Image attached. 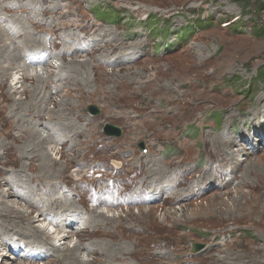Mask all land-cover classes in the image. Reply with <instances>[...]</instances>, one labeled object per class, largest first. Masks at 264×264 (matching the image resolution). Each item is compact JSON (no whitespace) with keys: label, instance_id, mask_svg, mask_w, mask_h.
<instances>
[{"label":"rangeland","instance_id":"obj_1","mask_svg":"<svg viewBox=\"0 0 264 264\" xmlns=\"http://www.w3.org/2000/svg\"><path fill=\"white\" fill-rule=\"evenodd\" d=\"M30 1L23 0L22 4ZM51 1L61 4V12L73 9L72 14L65 12L55 23L60 26L72 23L75 17L80 25L74 32L82 36L83 27L94 23L103 31L104 47L87 53L89 57L81 50V57L68 55L63 62H58V67H62L54 68L61 77L58 82L41 71L43 78L28 83L24 68L14 66L21 63L27 50L35 47L34 43H41L37 36L44 40L51 36V30H44L49 25L30 33L28 30L33 26L29 21L40 18L39 10L24 11L17 2L13 3L8 21H0V89H3L0 142L5 138L10 142L6 147L0 145V165L16 169L15 184L19 187L10 190L4 184L5 170L0 168V183L6 186L5 197H0V201L6 199L5 205L27 211V214L18 211L0 214L3 216L0 228L12 232L21 229L24 233L25 228H30V234L36 233L43 239L42 232L37 231L39 226L53 238L65 230L53 222L57 221V209L47 211L49 219L43 220L19 195H31L25 191L32 189L33 181L46 190L47 183L56 181L55 189L61 184L63 194L46 195L45 190L39 191L42 197L54 199L61 195L58 207L65 209L75 202L71 198L84 203V195L92 208L90 195H97L98 191L97 188L93 191L92 181L100 184V174H103L122 191L107 187V196L122 204L108 207L101 203L91 209L89 223L106 231L105 238L99 239L93 227H89L77 233L78 237L62 241L74 246L81 244L80 237L86 242L90 252L82 247L84 250L78 252L80 259L91 260L90 264H173L178 263L180 254L186 253L200 264H264V143L261 145L258 133L264 131V37L253 33L255 28H264V10L259 15L245 14L244 0ZM51 1L46 4L44 0H35L32 4L40 2L50 6ZM250 2L264 4V0ZM2 6L0 16L6 15V8ZM37 8L42 9L39 4ZM130 36L133 38L128 42L126 38ZM65 38L70 39L63 41L68 49L72 37L66 34ZM81 46L87 47L85 43ZM119 46L124 47L120 55L116 53ZM9 47L14 50L13 54L11 49L8 51ZM59 50L49 47L48 52L40 53L45 58L46 54L53 57L54 64ZM133 50L136 52L128 60ZM125 51L127 55L123 59ZM36 56L37 53L31 52L27 58ZM103 58L108 65L101 64ZM84 60H92L94 68L89 69ZM30 67L27 72L35 73L43 68V63ZM79 71L87 75V78L80 77L81 82L75 79ZM9 80L12 83L5 84ZM33 85L43 90L24 91ZM91 105L100 113L93 114ZM10 110L14 119L6 120L3 114ZM107 123L119 126L121 135L105 133L114 137L107 138L103 134ZM34 128L43 130L45 136H48L45 131L53 128L48 132L55 137V142L47 144L49 156L39 155L40 152L28 156L23 150L25 145L37 140ZM225 129L230 130V138L240 140L232 147L242 160L240 168L233 170L231 162L221 166H212L211 162L216 179L209 192L202 194V184L196 182L198 174L192 171L193 194L186 196L184 190L173 205L160 204L169 198L168 186L176 179L179 164L188 160L190 166L198 163L199 169L205 167L209 163L207 152L215 149L214 136ZM9 133L16 138H8ZM57 136L62 139L72 136L74 147L69 150L63 145V149ZM8 153L12 154L8 157ZM43 157L49 164L48 169L42 166ZM111 163L115 167L106 169ZM142 167L143 175H140ZM235 175L243 177L238 187L235 186L240 181L238 178L228 185ZM136 177L139 178L137 185L126 195ZM107 183L103 181L101 185L104 187ZM70 187H75L74 193L67 192ZM13 190L17 196L9 194ZM165 190L167 198L160 196ZM87 216L86 213L78 216L72 229L84 227ZM35 219L41 220L34 226L28 223ZM133 226L147 230L135 235L128 231ZM236 230L235 236L223 233ZM18 243V250L14 252L19 258H13L12 264H63L66 257L74 254L72 251L63 255L64 260L47 263L49 254H33L39 251L25 239ZM119 243L124 247L118 250L111 247L116 253L107 255L110 254L107 249L111 250L108 244ZM193 243L204 246L194 251ZM163 244L166 250L160 256L158 252ZM7 252L1 250L0 259ZM144 257L148 260L143 261Z\"/></svg>","mask_w":264,"mask_h":264},{"label":"bare ground","instance_id":"obj_2","mask_svg":"<svg viewBox=\"0 0 264 264\" xmlns=\"http://www.w3.org/2000/svg\"><path fill=\"white\" fill-rule=\"evenodd\" d=\"M22 1L23 0H0V7L2 6L1 3H4V6H2V9L6 8L5 9L6 11H4L6 15H1L0 21H8L9 14L12 13V11H13V3L17 2L20 5V7L23 8L24 11H31L32 9H38L39 10L40 18L39 19H31L29 21V24L33 26L32 30H28L30 33H32L33 30L35 32L39 28L45 27L47 24L49 25V29L44 28V30H51V36L47 40H44L41 36H37L36 37L37 39H41V43H34L35 47L27 50L25 55H24V58L21 61V63L14 66V67H17L16 69L24 68V71H25L24 73H26L25 75H27L26 77L27 78L29 77L28 79L25 78L28 83L31 82V80H33V79L40 80L41 78H43V74H41V71H44L45 73H47V76L51 75L53 80L56 79V81L58 82L61 80V77L58 76V71H55V69H54V68H57L59 70L60 68H62L61 66L58 67V64H57L58 62H63V59L65 57H67L68 55H72V57H74V58L81 57L82 56V55H80L81 50H84L85 56L89 57L87 55V53L88 54L92 53L93 52L92 50L100 51V48L104 47V42L102 40V33H101L103 31H101V29L98 25L95 26L94 23H87L83 27V30L85 31V34L83 36L80 33L74 32L75 30H79V25H80V24H78V19L75 17L71 16L73 19L72 23H65V24H62L61 26L58 25L59 23H55L54 20H59L60 16L62 14H64L65 12H68V14H72L73 9L68 8L67 11L61 12V11H59L60 8H62L61 4L60 3L56 4L55 2L53 3L51 0H44V2L46 4H48L51 1L52 5H50V6H44L42 3L40 4V2H37V5H33L32 3L35 2V0H31L29 2V4L24 5V4H22ZM38 4L42 7V9L37 8ZM80 30H82V28H80ZM66 34H69L72 37V42L70 43V47L68 49H67V43L63 42L64 40L70 41V39H66V38L64 39ZM132 38L133 37L130 36V37H127L126 40L129 42L132 40ZM35 39H33V41ZM82 43L86 44V46H87L86 49L82 48V46H81ZM74 44H76L75 47H74ZM138 44L140 46V45H142V42L140 41V42H138ZM49 47H58L60 49L59 53L57 54V56H59V58L56 60V62L54 64L52 63L53 57L49 58L48 54H46V58H45L44 55L42 53H40V51L48 52ZM134 47H136V46H134ZM144 47L140 48V49H144ZM10 49H11V54H13L14 50L9 47L8 51ZM123 50H124V47L119 46L116 50V53H118L120 55L123 52ZM126 50H128V48ZM5 52H3V54H6ZM31 52L37 53L38 56L31 57L30 60H28L27 57ZM135 52L136 51L133 50L132 53L129 54L128 60L132 59V54H134ZM126 55H127V53L125 51L124 55H123V59ZM83 62H84V65L85 64L89 65V69L92 67L94 68V66L92 64V60H84ZM41 63H43V68H41V70H36L35 73H28L27 72L28 68L31 69V67H30L31 65L41 64ZM10 64H13V62H10ZM101 64L108 65L105 58L101 59ZM81 67H82V65H81ZM77 69H76V71L75 70L74 71L77 72L78 71ZM77 76L75 77V79L79 82H81L80 80L82 78H87V75H83L82 72L80 73V71L77 73ZM80 77H81V79H80ZM21 78H22V76L20 77V79ZM11 80H9L7 82L5 81V84H9L11 82ZM50 80H52V79H50ZM78 85H80V84H78ZM5 88L6 87H4V89ZM27 90L35 92V91L43 90V89H37L33 85L30 89L28 87L24 88L25 92ZM56 90H58V88H56ZM50 91L52 94L51 89H50ZM2 93H3V89H0V95H2ZM25 108H26V106H25ZM41 110H43V109H41ZM224 110L227 111V109H224ZM38 111H40V110H38ZM44 111H45V109H44ZM3 115H6V117H4L6 120L14 119V117H12V110H10L8 113L7 112L4 113ZM34 123H37V122H34ZM1 125H2V123H0V127H1ZM66 125H65V127H66ZM226 125H228V124H226ZM67 128L69 129V127H67ZM34 129H35L34 135H35V137L37 136L36 137L37 140L35 142H33L32 144L25 145V148H24V146H22L24 148L23 150L26 153H28L27 154L28 156H36V154L38 152H40L39 155H48L50 153V151L47 148V144L49 142H55L54 141L55 137L53 139L52 134L48 133V132H51V129H53V128H48L45 131V132H47L48 136L44 135L43 130L38 129V128H34ZM45 129H46V127H45ZM229 132H230V130L225 129L223 132H217L216 133V135L214 136V141H213V143L215 144V149H210L211 153L207 152L208 157H209V163L207 165H205V167L199 169L200 167L198 166V163L190 166V163L188 160H186L185 163L179 164L178 175H177L175 180L174 179L171 180V183L168 186V189L171 188V192L169 193V198L166 201L161 200L160 204L164 205L166 203H170L171 205H173L174 203L177 202L178 199H180L182 197L184 190H186V196L188 194H193L192 193V192H194L192 190L193 184H190V180L194 179L195 175L192 174V171H195L198 174V178H197L196 182L198 184H202V186L200 188V190H202V194H206V192H209L214 187V183H215V179H216V176H214V173L211 171V162H212V166L213 165L221 166V164H223L224 162H231L234 165L233 170H238L240 168L242 160L238 157V155H235L234 152L232 151V147L234 145H238L237 142H239L240 140H237V142H236L233 138H230L228 136ZM258 133L261 137V145H262V143H264V131L263 130L258 131ZM103 134L106 136L104 131H103ZM103 134H101V135H103ZM106 137L107 138H114V137H110L108 135ZM8 138L15 139L16 137L13 136L12 133H9ZM17 138L19 139V136ZM6 139L7 138L3 139L0 142L1 147H6L7 145H9L10 142L7 141ZM56 140L59 144H61L62 148H63V145H66L65 148H67L69 150L74 147V145L72 143V140H73L72 136L63 137V139L57 136ZM256 143H258V142L256 141ZM251 146H253V145H251ZM153 152H155V151H153ZM11 154L12 153H8V157ZM39 155H37V156H39ZM52 163H55V162H52ZM52 163H50V164H52ZM113 163L115 165V161ZM113 163H111V165H107L106 169H110V168H112V166L113 167L116 166L119 168V165L114 166ZM42 166L45 169L49 166V164L44 161V157H43V165ZM0 168H2L1 165H0ZM2 169L5 170V172L3 173V177L6 180L4 184L7 187H9V189L10 188L14 189L15 187L19 188L17 186V184H15L16 177H17V172H15L16 169H10L9 170V169H5L4 167ZM139 174L143 175V167L141 168ZM8 175H10V177H7ZM100 176L102 177L101 183H103V181L108 182V183L105 184L103 187L101 185V183L96 185V182L92 181L93 182V191L94 190L97 191V189H98L97 195H90V198H89V200H91V202H93V207H95V206L98 207V206H100L101 203L104 204L105 206H108V207H114V206H117L119 204H122V203L113 202L112 200H110V198L106 194L107 193V187L109 189H112V188L119 189V186L116 183H114L111 179H108L107 177H105V175L100 174ZM156 178H157V176H156ZM234 178H236V179L238 178V180H240L235 185L236 187L240 186L243 183V177L235 175L234 177H232L230 179V182L228 183V185L233 182ZM29 179L31 181V178H29ZM138 179L139 178L136 177L134 180H132L131 187L125 191L126 195L129 191H131L137 185ZM80 181H81V179H80ZM208 181H209V183H207ZM4 184L0 183V197H5L6 186ZM205 184H206V186H204ZM208 184L210 185L209 187H208ZM56 185H57L56 181H54L52 183H47V190H46L45 187H43V186L39 187L33 181L32 189H30L29 191H25L27 193H32L31 194L32 196L31 195H29V196L19 195V197L21 196L20 197L21 199H24L25 202H29L31 209L38 212V215H40V218H43V220L49 219V216L47 215V213H48L47 211L53 210L54 208L57 209V211H56L57 221L53 220V222L56 223L57 225H59V228L63 227L65 230H63L62 232H59L56 236H54L52 238L51 235L48 233V231L45 228L43 229V228L38 226L37 231L38 230L41 231L42 232L41 234L43 235L42 236L43 239L41 238L42 239L41 240L39 238L40 236L39 237L36 236L37 235L36 233H34L33 235L30 234V228H25L26 229L25 233L22 232L21 229H17L16 231L12 232V231H7V230L0 228V252L3 249L8 251L7 253H3L1 255L2 258L0 259V264H12L11 260L13 258L15 260L16 259L18 260L19 257L14 251L18 250V247H19L18 240H24V239L26 240V242L29 245L34 244L35 245L34 247L36 248V250L39 251V252H33V254L43 256L42 252H44V253L50 255L47 263L52 262L53 260H64L63 255L67 256L68 254L72 253V251L74 252V254L70 258L66 257L65 258L66 260H64L62 262L63 264L70 263V262L75 263V264H90L91 263V260H83V259H80L78 257V252L80 250L85 249L86 251L90 252V250L87 248V243L82 242L80 237H79V243H81V244L76 243L74 246H72L71 243H69V244L67 243L65 245L64 242L62 243V241H65L68 237H73V236L78 237L77 233L84 231V230H87L89 227H93V231H95L96 235L98 237H100L99 239H102V237L105 238V236H107L106 235L107 232L102 231L100 228L94 227L91 224V221L89 223V219L91 218V217L89 218V215H91V212H92L91 209L93 207L91 208L88 205V201L84 195H82V200H84V203H81V201L79 199L75 200L74 198L70 197L75 202H73V204L67 205V207L65 209H62V208L58 207L61 195L56 196L54 199L53 198L48 199L44 196L42 197V195L39 193V191L44 192V190H45L46 192H44V194H46V195H48V194H54V195L63 194L64 187H62V185L60 184L59 188L55 189ZM65 186H67V183H65ZM203 186H204V188H203ZM41 189H43V190H41ZM7 192H8V190H7ZM67 192L74 193L75 187H70ZM166 193L167 192L165 190L164 194H161L160 196H166ZM221 193L214 192L213 194H221ZM9 194L17 196L16 194H18V193H16V190H13V192L12 193L10 192ZM166 198H167V196H166ZM4 200H6V199H3L2 202L0 201L1 202L0 203V214L8 213V215H9L11 213V211H18L19 213L22 212V214H25L27 212L24 209H20L18 207H16V209H15L14 208L15 206H11L9 204L5 205ZM70 210H73L74 212L72 213V212H70ZM95 212H98V211L95 210ZM83 213H86L88 215L87 219L85 220L84 227H82L79 230L72 229L73 228L72 225L76 222V220L78 221V216H80ZM59 214H61L63 216L62 219L60 218L61 215H59ZM102 214H106V213L102 212ZM106 217H109V216H106ZM109 218L111 219V217H109ZM110 219H109V221H111ZM2 220H3V216L0 215V222ZM37 220L40 221L41 219H35V220H30V221L28 220V223H30L31 225L34 226V224L36 223ZM51 221H52V218H51ZM85 224H88V225H85ZM20 227H21V225H20ZM146 230L147 229L143 226H133V227H131V229H128L129 232H131L135 235L143 234L146 232ZM32 232H34V231H32ZM35 232H36V230H35ZM236 232H237V230L236 231H226L223 233H225V234L229 233V234L235 236ZM119 244L118 245L108 244V246H110V248L111 247L115 248L116 250L124 247L123 244H120V245ZM63 245L67 246V248H64L65 246H63ZM164 245H166V244H163L162 246L160 245V248H159L160 251L158 252L160 254V256H161V253H163L166 250ZM82 247H84V249ZM112 248H111V250L107 249V251L110 252V254H107V255L113 256L116 253V250L113 251ZM153 248H154V245H153ZM211 248H212V246L208 247V249H210V250H211ZM105 250H106V248H105ZM154 251H156V250L154 249ZM142 259H143V261L148 260L146 257H144ZM177 262L178 263L175 262L173 264H200L199 261H196L195 257H193L191 255L187 256L186 253L180 254L178 256ZM164 264H169V263L165 262Z\"/></svg>","mask_w":264,"mask_h":264},{"label":"trees","instance_id":"obj_3","mask_svg":"<svg viewBox=\"0 0 264 264\" xmlns=\"http://www.w3.org/2000/svg\"><path fill=\"white\" fill-rule=\"evenodd\" d=\"M243 4V9L245 11V14H249V13H254V14H258L264 10V4L263 3H251L250 0H244ZM253 33L256 37H264V28L263 27H259V28H255L253 30ZM258 77H263V71L260 72Z\"/></svg>","mask_w":264,"mask_h":264},{"label":"water","instance_id":"obj_4","mask_svg":"<svg viewBox=\"0 0 264 264\" xmlns=\"http://www.w3.org/2000/svg\"><path fill=\"white\" fill-rule=\"evenodd\" d=\"M89 109L93 114L100 113L99 109L94 105H91L89 107ZM105 133L108 135L120 136L122 131H121V128L119 126L107 123L105 126ZM142 147H144L143 144H142ZM202 248H203V245L201 243H193V250L194 251H198Z\"/></svg>","mask_w":264,"mask_h":264}]
</instances>
